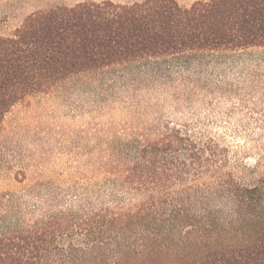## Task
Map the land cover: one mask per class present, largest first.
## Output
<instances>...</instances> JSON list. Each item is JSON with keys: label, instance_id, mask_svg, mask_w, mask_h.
Here are the masks:
<instances>
[{"label": "trees", "instance_id": "1", "mask_svg": "<svg viewBox=\"0 0 264 264\" xmlns=\"http://www.w3.org/2000/svg\"><path fill=\"white\" fill-rule=\"evenodd\" d=\"M255 48L264 49V0L51 6L0 35V121L23 98L79 76L135 80ZM220 156L211 142L171 131L142 160L109 167L104 183L144 195L140 203L124 208L112 194L113 209L87 201L1 229L0 264H264V173L247 180Z\"/></svg>", "mask_w": 264, "mask_h": 264}, {"label": "rangeland", "instance_id": "2", "mask_svg": "<svg viewBox=\"0 0 264 264\" xmlns=\"http://www.w3.org/2000/svg\"><path fill=\"white\" fill-rule=\"evenodd\" d=\"M101 1L0 0V35L12 36L35 11ZM176 1L188 7L196 0ZM205 56L135 80L83 75L15 103L0 121V230L87 201L92 210L113 209L112 194L124 208L140 203L144 195L104 183L113 178L109 167L142 160L143 148L171 131L211 142L225 171L247 180L264 173V49Z\"/></svg>", "mask_w": 264, "mask_h": 264}]
</instances>
